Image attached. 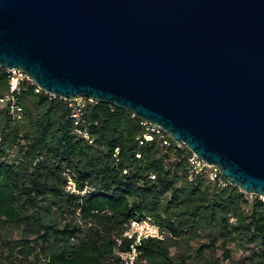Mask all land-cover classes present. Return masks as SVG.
I'll return each mask as SVG.
<instances>
[{
	"label": "trees",
	"instance_id": "trees-1",
	"mask_svg": "<svg viewBox=\"0 0 264 264\" xmlns=\"http://www.w3.org/2000/svg\"><path fill=\"white\" fill-rule=\"evenodd\" d=\"M36 89L17 93L21 117L0 106V264H121L129 224L145 217L164 238L144 239L138 264H264V201L198 172L188 147L128 110L88 101L76 117L69 99ZM69 176L89 192L68 191Z\"/></svg>",
	"mask_w": 264,
	"mask_h": 264
},
{
	"label": "water",
	"instance_id": "water-1",
	"mask_svg": "<svg viewBox=\"0 0 264 264\" xmlns=\"http://www.w3.org/2000/svg\"><path fill=\"white\" fill-rule=\"evenodd\" d=\"M0 66L128 110L264 196V0H0Z\"/></svg>",
	"mask_w": 264,
	"mask_h": 264
},
{
	"label": "built area",
	"instance_id": "built-area-1",
	"mask_svg": "<svg viewBox=\"0 0 264 264\" xmlns=\"http://www.w3.org/2000/svg\"><path fill=\"white\" fill-rule=\"evenodd\" d=\"M0 70H6L9 74V90L0 96V106L6 107L11 114L14 116L21 117L23 114V107L18 102L17 93L21 91L22 85L25 83H34L37 86L36 91L41 92L42 90L31 78L30 76L23 70L18 68H12V69H5L0 66ZM46 92V91H44ZM48 93V92H46ZM50 94V93H48ZM52 95V94H50ZM55 96V95H53ZM95 102L91 98L87 97H78L69 99L70 105L74 107L76 110L75 115L76 117H79L81 114L82 108L87 104V102ZM144 124L148 126V129H150L152 132L157 133H166L160 126L153 125L151 123H148L144 121ZM87 138H89V135L87 133L84 134ZM169 135V134H168ZM146 140H152L153 136L151 134L146 135ZM173 139V138H172ZM174 140V139H173ZM175 141V140H174ZM2 143V139L0 137V144ZM165 143H168L165 141ZM178 143V142H177ZM180 145H184L182 143H178ZM186 146V145H184ZM187 147V146H186ZM193 153V152H192ZM190 162L194 165V167L197 169L198 172H208L212 180H219L223 182V174L219 167L209 165L205 161H203L201 158H199L196 154L193 153L192 157L190 158ZM225 178V177H224ZM67 190L73 193H79V194H86L89 192V188L85 189H79L77 187V184L75 180L69 176L68 177V185ZM241 190V189H240ZM242 191V190H241ZM244 192V191H242ZM246 197L250 199L251 201L255 198H259L262 201H264V196H259L257 194L253 193H246L244 192ZM124 237L132 240V243L130 245V250L127 252H121L120 258H121V264H138L139 254L140 251L138 249V245L144 240L148 238H158L163 239L164 233L161 230V227L157 222H155L151 217H145L142 219H137L131 221V223L128 226V229L126 230ZM118 243L122 244V238L118 239Z\"/></svg>",
	"mask_w": 264,
	"mask_h": 264
},
{
	"label": "rangeland",
	"instance_id": "rangeland-1",
	"mask_svg": "<svg viewBox=\"0 0 264 264\" xmlns=\"http://www.w3.org/2000/svg\"><path fill=\"white\" fill-rule=\"evenodd\" d=\"M4 234H7L10 238H19L22 235V231L20 229H17L13 226H8L6 231H3ZM36 249L38 250V252H42V245L38 244L36 245ZM234 258L237 259L241 256L240 252H235L234 253ZM3 263L6 264V260L5 257L3 258ZM19 263H22L20 259H18ZM223 264H231L230 261H224Z\"/></svg>",
	"mask_w": 264,
	"mask_h": 264
}]
</instances>
